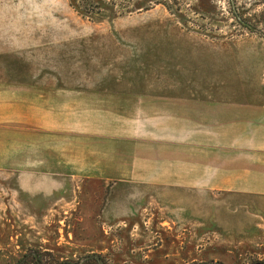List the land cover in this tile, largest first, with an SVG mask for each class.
Instances as JSON below:
<instances>
[{
	"label": "crops",
	"instance_id": "crops-1",
	"mask_svg": "<svg viewBox=\"0 0 264 264\" xmlns=\"http://www.w3.org/2000/svg\"><path fill=\"white\" fill-rule=\"evenodd\" d=\"M257 46L131 45L121 74L49 76L37 60L0 76V171L32 193L83 188L106 227L154 220L251 241L264 229Z\"/></svg>",
	"mask_w": 264,
	"mask_h": 264
},
{
	"label": "rangeland",
	"instance_id": "rangeland-1",
	"mask_svg": "<svg viewBox=\"0 0 264 264\" xmlns=\"http://www.w3.org/2000/svg\"><path fill=\"white\" fill-rule=\"evenodd\" d=\"M149 3L140 0L137 9L122 16L105 8L86 18L68 0H0V76L14 77L37 60L46 61L49 76L121 74L118 64L134 53L127 52L131 45L182 44L189 49L205 43L255 44L257 49L264 45V31H241L231 24L226 0H184L180 11L163 5L143 10ZM261 49L258 59L264 58ZM247 54L242 52L240 58ZM17 175L0 171V264H14L29 249L60 259L102 253L111 264L264 260L263 228L251 230L253 240L239 241L237 235L221 230L157 228L154 220L106 227L97 220L98 210L91 211L83 188L75 194L59 189L32 193L26 188L28 181Z\"/></svg>",
	"mask_w": 264,
	"mask_h": 264
},
{
	"label": "trees",
	"instance_id": "trees-1",
	"mask_svg": "<svg viewBox=\"0 0 264 264\" xmlns=\"http://www.w3.org/2000/svg\"><path fill=\"white\" fill-rule=\"evenodd\" d=\"M70 6L79 15L93 18L105 8H111L118 15L137 9L140 0H68ZM143 7L148 10L156 5H163L168 10L180 11L184 0H149ZM226 12L231 16L234 27L241 31H264V0H226ZM118 7V8H117ZM186 8V7H185ZM14 264H111L110 258L102 253H90L75 258L60 259L48 251L29 249ZM189 264H223L220 261L192 262ZM246 264H264L263 259H251Z\"/></svg>",
	"mask_w": 264,
	"mask_h": 264
}]
</instances>
